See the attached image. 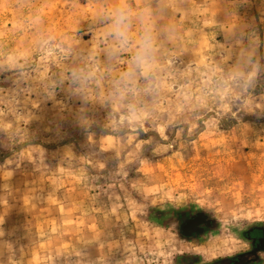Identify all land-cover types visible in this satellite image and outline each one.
Wrapping results in <instances>:
<instances>
[{"label": "rangeland", "instance_id": "rangeland-1", "mask_svg": "<svg viewBox=\"0 0 264 264\" xmlns=\"http://www.w3.org/2000/svg\"><path fill=\"white\" fill-rule=\"evenodd\" d=\"M253 230L264 0H0V264H215Z\"/></svg>", "mask_w": 264, "mask_h": 264}, {"label": "flooded vegetation", "instance_id": "flooded-vegetation-1", "mask_svg": "<svg viewBox=\"0 0 264 264\" xmlns=\"http://www.w3.org/2000/svg\"><path fill=\"white\" fill-rule=\"evenodd\" d=\"M211 223L202 214L189 215L181 220L180 230L186 237H198L206 230L211 229ZM252 243V251L238 255L234 259H223L215 264H249L251 262H244L245 258H255L258 252H264V237L261 236L260 231L253 230L248 236Z\"/></svg>", "mask_w": 264, "mask_h": 264}]
</instances>
